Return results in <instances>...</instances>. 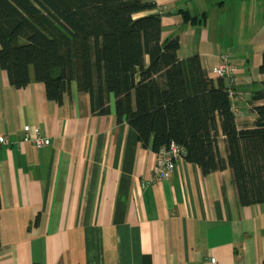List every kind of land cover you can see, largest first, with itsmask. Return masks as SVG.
<instances>
[{"label": "crops", "instance_id": "0c3cea01", "mask_svg": "<svg viewBox=\"0 0 264 264\" xmlns=\"http://www.w3.org/2000/svg\"><path fill=\"white\" fill-rule=\"evenodd\" d=\"M161 2L162 38L178 37L180 58L199 55L215 80L223 55L237 64L226 85L237 126L253 127L264 0ZM181 10L206 19L192 24ZM108 104L95 111L75 81L50 100L33 68L18 89L0 67V136L9 139L0 142V264H262L264 204H241L231 169L204 174L184 158L154 180L156 151L117 119L112 94ZM25 126L51 143L24 141ZM219 149L226 157L224 136Z\"/></svg>", "mask_w": 264, "mask_h": 264}, {"label": "trees", "instance_id": "16d2710c", "mask_svg": "<svg viewBox=\"0 0 264 264\" xmlns=\"http://www.w3.org/2000/svg\"><path fill=\"white\" fill-rule=\"evenodd\" d=\"M155 8L153 0H0V67L18 89L33 68L57 102L75 81L100 114L112 94L117 119L144 146L175 142L204 174L229 167L241 204H264V84L252 96L255 125L240 129L225 79L211 78L199 55L179 57L178 37L162 38L161 14L143 15ZM180 14L192 24L206 19Z\"/></svg>", "mask_w": 264, "mask_h": 264}, {"label": "built area", "instance_id": "2783aa9c", "mask_svg": "<svg viewBox=\"0 0 264 264\" xmlns=\"http://www.w3.org/2000/svg\"><path fill=\"white\" fill-rule=\"evenodd\" d=\"M158 9V13L162 14L163 6L162 0H153ZM238 66L233 61H230L227 55L222 56V63L215 68L214 73L218 77L225 80H233L236 78ZM231 89V88H230ZM23 140L32 142L35 147L42 148L51 143L50 138L43 135L38 127L25 126ZM0 142L4 144L9 143L6 136H0ZM185 149L179 144L172 142L170 145L162 147L156 151V162L153 168V179L162 180L169 177L174 171L177 163L184 160ZM211 264H218L217 260L211 258Z\"/></svg>", "mask_w": 264, "mask_h": 264}]
</instances>
